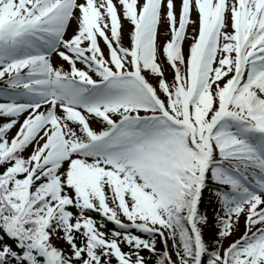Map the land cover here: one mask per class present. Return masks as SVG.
Masks as SVG:
<instances>
[{
    "label": "snow or ice",
    "instance_id": "6c2138e0",
    "mask_svg": "<svg viewBox=\"0 0 264 264\" xmlns=\"http://www.w3.org/2000/svg\"><path fill=\"white\" fill-rule=\"evenodd\" d=\"M0 264H264V0H0Z\"/></svg>",
    "mask_w": 264,
    "mask_h": 264
}]
</instances>
